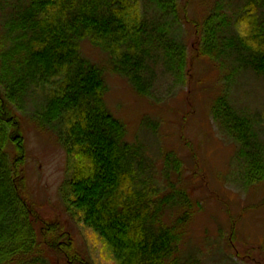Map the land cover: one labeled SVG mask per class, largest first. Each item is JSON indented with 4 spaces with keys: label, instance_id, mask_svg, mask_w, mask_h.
<instances>
[{
    "label": "trees",
    "instance_id": "16d2710c",
    "mask_svg": "<svg viewBox=\"0 0 264 264\" xmlns=\"http://www.w3.org/2000/svg\"><path fill=\"white\" fill-rule=\"evenodd\" d=\"M180 14L178 0H18L5 13L0 39V264H49L51 249L69 264L82 263L72 236L61 241L59 225L43 222L39 227L27 200V151L18 114L32 98L37 103L32 119L54 131L73 165L64 190L69 214L102 237L116 264H186L178 258L185 218L180 216L173 227L163 219L176 198L161 197L159 188L150 186L156 166L141 147L126 140V125L106 102L103 68L82 53V42L90 40L110 55L115 73L149 96L157 71L182 73L189 65L178 35ZM203 30L202 56L231 59L235 72L264 76V0H247L235 18L215 10ZM212 112L239 145L247 183L263 181L262 122L240 114L228 95L217 97ZM180 165L177 161V172ZM164 181L167 190L169 180Z\"/></svg>",
    "mask_w": 264,
    "mask_h": 264
},
{
    "label": "rangeland",
    "instance_id": "374dc122",
    "mask_svg": "<svg viewBox=\"0 0 264 264\" xmlns=\"http://www.w3.org/2000/svg\"><path fill=\"white\" fill-rule=\"evenodd\" d=\"M17 1L0 0V39L5 13ZM246 3L178 0L182 23L178 35L189 65L182 73L157 71L149 96L139 94L111 69L108 53L90 40L82 42L83 55L104 70L106 102L126 125V140L141 147L150 165L156 166L150 186H157L161 197L176 198V204L167 205L163 219L173 227L180 216L185 218L179 230L178 258L186 259V264H264V180L247 183L239 145L212 112L217 97L228 95L240 114L262 122L264 142V76L249 70L235 72L233 60L223 62L199 52L206 18L215 10L235 18ZM36 105L29 99L28 109L18 115L27 151L26 196L38 217L37 225H59L64 231L61 241L69 240L70 234L82 257L78 264H116L102 237L69 214L64 190L73 165L54 131L32 119L30 112ZM177 161L180 172L175 169ZM164 180H169L167 190ZM65 244L60 250H65ZM47 256L49 264H69L55 250Z\"/></svg>",
    "mask_w": 264,
    "mask_h": 264
}]
</instances>
